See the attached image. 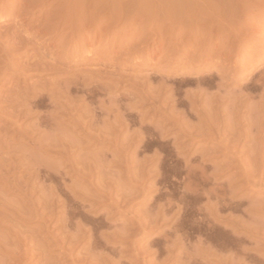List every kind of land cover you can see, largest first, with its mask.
<instances>
[{"label": "rangeland", "instance_id": "374dc122", "mask_svg": "<svg viewBox=\"0 0 264 264\" xmlns=\"http://www.w3.org/2000/svg\"><path fill=\"white\" fill-rule=\"evenodd\" d=\"M15 1L0 3V39L7 41L10 37L9 44L3 41L10 48L14 43V32L19 27L17 16L20 9L26 14L25 18L30 12V20L18 34L15 33L22 39L24 50L12 65L19 72L24 62L40 61L43 68L38 73L28 71L20 76V72L13 70L15 73L10 71L9 75L13 72L14 76H10L8 83L0 81V159L3 160H0L3 166L0 172L13 166L12 174L9 172L11 182L0 180V194L3 193L0 197L4 196L0 200V220L9 216L11 222L7 221L12 223L11 228L6 219L1 222L2 227L0 223V244L8 245L13 255L9 249L2 251L0 248V260H3L0 264L7 261L8 264H76L75 261L77 264H90L91 261L95 264L94 259L98 261L99 256L103 261L100 259L97 263L101 261L102 264H161L167 256L169 260L165 264H185L187 257L194 253L193 245L197 243L198 234L187 240L185 250L181 246L176 247L174 241L177 234L193 232L188 221L198 223L204 218L202 208L206 201L188 205L190 215L182 220L189 225L186 224L184 231H176L179 220V214H174L176 207L168 213L170 219L167 223L156 218V213L159 209H170L169 197L175 195L172 199L177 203L178 198L192 194L193 189L202 191V188H207L201 182V168H205L210 176V183L221 190H231H227V195L233 200V221L245 222L240 225L247 223L246 232L238 228L241 229L239 237L244 233L245 241L237 249L233 246V259H242L241 264H264V237L246 230L253 221L264 225V211L253 209L262 203L264 206V160L261 158V155L264 157V133H257L251 127L256 118L255 108L262 101L261 97L264 99V88H258L256 83L264 77V47L257 53H247L244 63L240 61L235 71L232 67L236 60L233 59L228 66L230 72L218 68L225 63V60H218L221 48L207 51L213 59L206 60L207 55L201 58L200 47L205 48L214 34L221 33L219 27H214L209 29L210 37L207 34L203 36L202 32L209 28L210 23L201 21L198 14L197 21L193 19L198 23L196 26L191 20L185 23L189 11L198 9L203 0H17L16 4ZM253 6L262 7L264 3ZM251 9L252 12L245 11L239 18L247 27L243 32L253 29L264 36V10L255 12L254 8ZM13 10L17 11L15 16L10 14ZM185 11L187 16H184ZM44 26L48 27L39 36L41 42L57 35L59 44L53 49L46 50V46L39 45L38 39L32 36ZM259 39L264 41V38ZM190 40L196 44L189 48L186 42ZM225 43V40L221 42ZM4 53L0 52V63L5 60ZM235 54L226 53L224 58ZM0 67L4 68V64ZM202 94L203 100L212 94H221L229 99H225L222 106L224 120L232 111L229 108L231 99L246 95L249 100V106L241 115L245 134L236 153L221 149L219 151L225 154L202 158L198 149L214 143L186 141L183 137L177 141L183 144L178 152H159L156 155L153 151H142L136 155L129 150L126 154L121 153L119 149L131 137L138 141L142 137L156 139L160 132L179 135V130L172 128V123L168 125L171 122L168 116L180 117L183 123L196 124L200 119L199 110L205 107V102L197 98ZM193 95L198 101H203L199 102L198 109L189 102ZM20 111L24 113L19 118ZM103 138L107 141L101 144ZM50 142L55 145L51 151L45 146L39 150L44 144L49 148ZM230 144L232 147L234 142ZM99 156L101 161L97 164L95 161ZM33 164L36 168L40 164L39 167L51 171L45 169L36 180L32 177L35 173ZM12 176L15 181H12ZM19 177L20 181L21 178L24 180L22 184H31L28 192L31 195L25 196L14 188ZM21 182L19 185L22 186ZM102 184L107 189L113 188L110 194L107 189L103 192L94 188ZM3 185H7L10 194L7 189V195L4 194L6 186ZM97 191L104 196L98 195ZM54 193L57 197L52 203L50 199ZM121 198H126L129 204L118 210L112 199ZM43 199L51 202L46 215L43 209L49 203ZM33 201L40 204L38 216L33 213ZM20 203L25 206H20ZM13 204V208L20 206L18 212L20 210L22 214L16 211L17 208L13 210ZM2 208L6 216L2 215ZM228 213L222 212L221 215ZM147 215H151L153 220L158 219L153 224L155 227L132 233L135 221L144 220ZM124 228L126 232H123ZM234 229L233 238L238 231ZM13 231L18 232L14 234ZM118 232L125 235L119 237ZM61 241L63 246H59ZM162 250L170 251L158 256L157 251ZM89 252L96 254L90 257ZM233 264L237 263L233 260Z\"/></svg>", "mask_w": 264, "mask_h": 264}, {"label": "bare ground", "instance_id": "6f19581e", "mask_svg": "<svg viewBox=\"0 0 264 264\" xmlns=\"http://www.w3.org/2000/svg\"><path fill=\"white\" fill-rule=\"evenodd\" d=\"M4 0H0V3H2ZM17 0L14 2L16 4ZM167 2V1H166ZM165 2V4H166ZM13 3V2H12ZM169 3V2H168ZM264 3V0H203V3L199 6V8L196 10H192V11H189L190 13H188L187 11H185V14L183 13L184 16H187V19L188 21L185 22V23H190V20L193 21L192 23H194V25L196 26V19L198 15H201L198 16V18L203 22L205 21L207 24L210 23V26L207 30L203 29L202 30H205L204 32H202L203 36H205L206 34L210 37V31L209 29H212L214 27H219L220 30H221V33L219 32L218 34H214L213 37H211V42H209V44L203 48V47H200V51H202V54H201V58L203 55H207V59L206 60H210L212 57L211 55H209V53L207 51H212L213 49H216V48H221L222 52L220 53V57H219V61H224L225 63L223 65H218V68L220 70H227L229 71V68L228 66L232 64V60L235 59L236 61H234V67H232L235 71V69L237 68L239 62H243L244 61V58L246 57L247 53H252L253 54V51L255 53H257V51H259V48H263L264 47V41L260 40L259 38H264V36L262 35V33H260V31H254L252 28V30L244 33L243 32V29L244 28H247L244 26V24H242L241 22V19H239L241 16H243V13L245 11H248L250 10L252 12V9L251 8H254L255 12L257 10H260V12L262 10H264V6L262 7H258L256 8L255 6H253L254 4H262ZM35 7V6H34ZM73 7V6H72ZM165 7V6H164ZM195 7V6H194ZM197 7V6H196ZM177 8V7H176ZM256 8V9H255ZM23 9V8H22ZM185 9V8H184ZM187 10H189L190 8H186ZM193 9V8H192ZM165 10V9H164ZM167 10V9H166ZM165 10V11H166ZM171 10V9H170ZM174 10V9H172ZM177 10V9H176ZM74 11V10H73ZM175 11V10H174ZM180 11V10H179ZM25 12V11H24ZM173 12V11H172ZM178 12V11H177ZM183 12V11H182ZM194 12V13H193ZM254 12V11H253ZM28 13V12H27ZM174 13V12H173ZM10 14H13L14 16L17 14V11L16 10H13ZM25 14V13H24ZM23 14V10L21 12V9L19 11V15L17 16V25L19 26L18 28H16V31L14 32V37H12V40H14L11 44V47L9 48L7 46V44H9L8 41L9 38H8V42L5 40H2V43L0 44V52H5L4 54H6V57L4 58V62L1 61L3 64H4V68L3 67H0L2 69L0 70H3V72H0V81H3V82H6L8 83L9 79H10V76L14 74H12L14 71L18 72L17 69L13 67V61L14 59L17 57V55L21 54V52L24 50L22 45H23V42L21 41L22 39H19L18 38V33H19V30L20 29H23L26 22L28 20H30V15L31 13L29 12L27 14V17L25 18ZM172 14V13H171ZM170 14V15H171ZM176 14V13H174ZM194 14V15H193ZM198 14V15H197ZM26 15V14H25ZM173 15V14H172ZM177 15V14H176ZM182 15V14H181ZM180 15V16H181ZM191 15L195 16V17H191ZM179 16V17H180ZM184 16H183V20H184ZM172 17V16H171ZM174 17V16H173ZM193 19H195L196 21H194ZM239 19V20H238ZM182 20V22H184ZM199 20V21H200ZM185 21H186V17H185ZM181 22V23H182ZM191 23V25H192ZM184 24V23H183ZM182 24V25H183ZM16 25V26H17ZM191 25H189L191 28ZM49 26V25H48ZM48 26H44L42 29H38V31L34 32L32 36L35 37V39H38L37 42L39 45H42V46H46V50L47 49H53L55 48L58 44H59V41H57V35L55 37H53V39H49V40H45L44 42H41V39H40V34L43 33V30L44 29H47ZM183 27H186V26H183ZM15 28V27H14ZM187 28V29H189ZM199 28V27H198ZM186 29V28H185ZM30 30V28H29ZM197 30V29H196ZM190 30H187V33H190L188 32ZM193 31V29H192ZM191 31V32H192ZM228 31V33L226 32ZM31 32V31H30ZM198 32V31H196ZM201 32V31H200ZM227 35H226V33ZM2 33V32H1ZM17 33V34H15ZM199 33V32H198ZM8 34V33H7ZM6 36H12V34H8ZM16 35V36H15ZM42 35V34H41ZM196 36V34H194ZM193 35V37H194ZM201 35V34H200ZM191 36V34H190ZM202 36V35H201ZM202 36V37H203ZM206 37V36H205ZM203 37V38H205ZM258 38L257 40L254 38ZM192 38V36H191ZM202 38V39H203ZM208 38V37H207ZM234 38V39H233ZM232 39V40H231ZM189 40V39H188ZM223 40L226 41L225 44H221V42H223ZM6 42L7 44L3 43ZM199 41V40H198ZM204 41V40H203ZM40 42V43H39ZM188 43V47L190 48L193 44H196L195 41L193 42L192 40L186 42ZM198 44V42H197ZM232 44V47L230 46ZM10 46V45H9ZM195 46V45H194ZM8 47V48H7ZM245 47H249L250 50L248 51V48L247 50L245 49ZM261 50V49H260ZM199 51V53H200ZM236 53L235 55H233V57H228V58H224L225 54L227 53ZM3 54V55H4ZM196 55V54H195ZM5 56V55H4ZM3 56V57H4ZM194 57V56H193ZM204 57V56H203ZM248 57V56H247ZM200 58V57H199ZM194 59V58H193ZM213 59V58H212ZM196 60V59H194ZM204 60V59H203ZM202 61V60H201ZM246 61V60H245ZM0 63V64H2ZM200 63V62H199ZM206 63V62H205ZM218 63V62H217ZM244 63V62H243ZM2 64V65H3ZM13 64V65H12ZM0 65V66H2ZM18 68V67H17ZM43 68V65L40 61H29V62H24L22 64V71L19 70L18 74L19 76L30 71V72H40V70H42ZM28 69V70H27ZM238 69V68H237ZM14 70V71H13ZM10 71H13L12 73H10L11 75H9V72ZM230 72V71H229ZM232 72V71H231ZM15 73V72H14ZM263 75V74H262ZM16 76L17 73H16ZM261 78V77H260ZM5 83V84H6ZM258 85V88H264V77H262L258 82H256ZM256 88V87H255ZM264 91V90H263ZM202 93L205 95V93L202 91ZM202 94V95H203ZM200 96V98L197 96L198 99H202L203 100V96ZM194 96V95H193ZM191 96V97H193ZM246 96V95H245ZM243 96V95H239L237 97H234L233 99H231L229 101L230 105H229V108L232 109V111L229 113V117L224 120L222 114H223V111H222V106L226 103L224 102L226 98V96H222L221 94H212L211 97L207 98L206 100H203L205 102V107L203 109H200L199 112H200V119L198 120V122L196 124H191V123H183L181 122V119L180 117H173V116H168L167 118L171 121L170 123L168 122V125L171 123L173 124L172 128L175 129H178L179 130V135H175L173 136L172 135V132H166V133H158L156 139L155 138H140L138 141L136 140L135 137H131L130 140H128L127 144H124L122 145V147L119 149L121 151V153H124L126 154L127 151L129 150H133L134 153L139 154L140 152L142 151H153L154 154H158L159 152H164V153H174V152H178L181 148H183V144H179L177 141H179L178 139L183 137V139L185 138L186 141L188 140H193V141H208V142H212L214 143L213 146L211 145H208V147H204V148H199L198 151L200 153V156L202 158H206V157H210V156H214V157H218V155L220 154H225V152L227 153H236V151L238 150L239 148V143L241 141V139L244 137V134L245 132L243 131V122H242V111L245 107H248L249 106V103H248V99ZM20 97V96H19ZM18 97V98H19ZM197 98L194 96V98H189V102L191 101V104L193 103L194 106H196V108L198 109L199 108V105L201 103H199L200 101L203 102L202 100H197ZM20 99V98H19ZM191 99V100H190ZM229 100V99H227ZM261 102L259 103L258 107L255 108V112L256 113V118H254L255 120L251 123V127L254 128L257 133H264V99L261 97ZM17 101V99H16ZM25 101V100H23ZM20 102V100H19ZM22 103V101H21ZM24 103V102H23ZM22 103V104H23ZM26 103H24L25 105ZM23 105V106H24ZM26 106V105H25ZM26 108V107H25ZM29 108V107H28ZM30 109V108H29ZM193 109V107H192ZM257 109V110H256ZM31 111V110H29ZM253 110H251L252 112ZM23 111H20L18 112V117L20 118L22 115H23ZM160 113V112H159ZM32 114V112H31ZM35 114V113H34ZM37 126V125H36ZM151 128V127H150ZM149 128V129H150ZM147 129V128H146ZM155 129V128H154ZM157 129V128H156ZM161 129V128H160ZM35 130V129H34ZM151 130V129H150ZM1 131V130H0ZM40 131V130H39ZM36 133H37V129H36ZM1 135V133H0ZM7 136V135H6ZM5 136V137H6ZM3 137V136H2ZM61 138V136H60ZM4 139V138H3ZM48 139V138H47ZM56 139V138H55ZM107 139H104L103 140H100V143H104L106 142ZM54 142V141H53ZM56 142V141H55ZM173 142V144H172ZM228 142V143H227ZM230 142H234V144L232 145V147H229V144ZM45 143V142H43ZM48 142H46V145ZM51 143V142H50ZM114 143V142H113ZM116 143V142H115ZM178 143V144H177ZM42 144V143H41ZM45 144L44 145H40V149L43 148V146H45L47 149H50V151L52 150V148L55 147L52 146V143L51 145L49 146H46ZM57 145L56 144V148H57ZM178 145V146H177ZM231 145V144H230ZM23 146V145H22ZM42 146V148H41ZM117 147V145H116ZM23 148V147H21ZM46 148H44V150H47ZM224 150L225 152L223 153V151H219V150ZM25 150V148H24ZM27 150V149H26ZM54 150V149H53ZM222 152V153H221ZM261 158H262V161L264 160V157L261 155ZM2 160V158L0 159ZM3 161V160H2ZM98 161V162H97ZM97 161H95L97 164H99V162L101 161V157L99 156V158H97ZM1 162V161H0ZM15 162V161H14ZM2 163V162H1ZM13 163V162H12ZM11 163V164H12ZM6 165V164H5ZM10 165V164H9ZM34 165V164H33ZM40 165V164H39ZM39 165L37 164V168H36V165L35 166V170L33 169L32 167V170H33V173H34V176L33 173H29L31 174L32 177H36V180H39L40 177H41V174L43 173V171L45 172V169L50 172L51 170L47 169V168H41L39 167ZM42 165V164H41ZM1 167V165H0ZM3 167V166H2ZM2 167L0 168L2 170ZM6 167V166H5ZM13 166H8V168H3V173L2 171L0 172V180L2 181V179H4V181H9V183L11 182V176L10 174H12L11 172L13 171V168H11ZM29 167L30 164H29ZM11 168V169H10ZM9 169V170H8ZM10 170H12L10 172ZM14 170H15V166H14ZM10 172V174H9ZM55 172V171H54ZM16 175V174H15ZM14 175V176H15ZM201 182H203V185L205 184V186H207V188L205 187L204 189L202 188L200 190H198L197 188L193 189L192 190V194H187V196L185 197H180L178 198V201L177 203L174 202V200L169 197L167 199L168 201V204L170 205V209L169 210H166V211H163L161 209H159V211L155 214L156 215V218H159V219H164V223H167L168 220L170 219L169 217V212H173L174 208L176 207L177 210L174 212V214H179V220L177 221L176 223V231H184V229L187 227L186 226V222L182 219H186L187 216L190 215V210L188 208V205H191V204H194V203H198L200 202L201 200H205L206 203H205V209H203V212L204 213V218L200 220V222L197 223V221H193L194 223H192V221H188L190 222V227H192L191 229H193V232H184V233H181V234H177L176 235V239L174 241V245L176 247L178 246H181L182 250H185V243L187 242V240L189 241V239L192 237V235L194 234L196 236L197 235V243L196 245H193L194 247V253L189 255L187 257V259L185 260V264H200L201 262H206L207 264L210 263V261H214L216 262V264H233V260L237 263V264H241L242 263V259H239L237 256L236 259H233V246L239 248L240 245L243 241H245L244 237L245 236H242L239 237L240 233H239V230L241 229H238V228H245V225L247 224H244V225H240V223L242 221L239 222H236V221H233V200H232V197H229L227 194H228V191L230 192L231 190L228 188L227 190L224 189V190H221L219 188V186L213 184V183H210V176L207 175V173L205 172V168H201ZM12 176V181H13V177ZM30 176V175H29ZM53 176V175H52ZM17 177V176H16ZM51 177V175H50ZM56 177V176H55ZM54 178V177H52ZM31 179V178H30ZM15 181V179H14ZM21 181H22V178H21ZM20 181V177H19V182ZM24 181V180H23ZM22 181V182H23ZM25 181H29L28 180H25ZM16 182L17 181V178H16ZM19 182L18 184L16 185H13L15 184V182L12 184L13 186H16L14 188H17L18 191H20L22 194H24L25 196H28V192H30L31 190L29 189L31 184L29 185V182H25L26 184H22V182L19 185ZM8 183V182H7ZM24 183V182H23ZM1 184V183H0ZM24 185V187H23ZM4 186V185H3ZM2 186V187H3ZM6 188H4V191L5 189H7V185H5ZM4 186V187H5ZM12 186V187H13ZM262 186V185H261ZM9 187V186H8ZM204 187V186H203ZM263 187V186H262ZM1 188V187H0ZM54 188L51 186V189ZM95 189H101L100 191H103L105 192V190L107 189V187L102 186L101 185H95L94 186ZM264 188V187H263ZM33 189V188H32ZM113 188H108L107 192H109L108 194L111 193ZM30 190V191H29ZM35 190V189H34ZM3 191V190H2ZM9 190L7 189V192ZM55 191V189L53 190ZM52 191V192H53ZM6 192V191H5ZM7 192L4 193L7 195ZM2 193V192H1ZM11 192L9 191L8 194H10ZM33 193V192H31ZM98 195L100 196H104V194H101L97 191ZM3 194V193H2ZM0 194V195H2ZM57 194V192H56ZM54 193V195L52 194V198L50 199L52 203L56 202V195ZM84 194V193H83ZM174 194V193H173ZM5 195V196H6ZM31 195V194H30ZM228 197H227V196ZM1 197H4V196H1ZM1 197H0V200H1ZM110 198H112V195H109ZM6 199V198H5ZM177 199V198H176ZM4 200V199H2ZM31 200V199H30ZM113 202H114V206L116 207V209L120 210L122 208L123 205H128V200L126 198H121L120 200H114L112 199ZM6 201V200H5ZM41 201V200H40ZM43 201H45L43 199ZM42 201V202H43ZM16 202L18 201H15V204H17ZM22 202V201H21ZM36 202V201H35ZM34 201L32 202L33 203V207L35 206V209L33 211L34 214H36V216H38V211H37V208L38 210H40V207L38 205V203H35ZM46 203L48 202L45 201ZM50 201L48 202L49 204H45V203H42L41 205L45 204L47 206L44 207L43 211L44 213L46 212V210H50V207L49 205H51ZM8 203V202H6ZM12 204V203H11ZM21 204V203H20ZM3 205V204H2ZM10 205V204H9ZM54 205V204H53ZM52 205V206H53ZM8 206V205H6ZM15 205L13 204V206H11L12 208L14 207ZM20 206H25L23 204H21ZM19 207H15L17 208V210L15 208H13V210H16L18 212V208ZM5 207V206H4ZM10 207V208H11ZM47 207V209H45ZM9 208V209H10ZM22 208H25V207H22ZM27 208V207H26ZM29 208V207H28ZM256 209L258 211H264V206H263V203L260 205H255L253 206V209ZM3 209V208H2ZM5 209L8 210V208L5 207ZM3 209V213H4V210ZM27 210V209H26ZM25 210V211H26ZM52 210V209H51ZM2 211V210H1ZM24 211V210H23ZM30 211V210H29ZM28 211V212H29ZM32 211V210H31ZM31 211L29 212L31 214ZM202 211V210H200ZM17 212H14L15 215H18L16 214ZM19 212L22 214V212L19 210ZM18 212V213H19ZM52 212V211H51ZM222 212H229L227 215H221ZM10 213V212H9ZM26 213V212H24ZM27 213V214H29ZM201 213V212H200ZM201 213V214H202ZM8 214V213H7ZM2 215H5L6 216V213L2 214ZM10 215V214H9ZM13 215V214H12ZM32 215V214H31ZM30 215V216H31ZM46 215V213H45ZM29 216V217H30ZM33 216V215H32ZM35 216V217H36ZM48 216V215H47ZM50 216V215H49ZM1 217V216H0ZM14 218V216H12ZM20 217V216H19ZM34 217V218H35ZM52 217V216H51ZM9 218V216H6V218L3 216L2 219L0 220V223H4L3 221H7V219ZM18 218V216L16 217ZM188 218V217H187ZM4 219V220H3ZM20 219V218H19ZM22 219V217H21ZM9 220V219H8ZM11 222V219L9 220ZM9 221H7V224L8 226H10L9 228H11V225L12 223H8ZM14 221V220H13ZM158 219H154L153 220V217L151 215H147L145 216L144 220H137L135 221V225H134V228L132 229V233L135 232V230H138V232H144V230L150 228L151 226H154L153 224H155V222H157ZM199 221V220H198ZM239 221V220H238ZM2 223H1V227H2ZM6 223V222H5ZM242 223H245V222H242ZM7 224H4V225H7ZM15 225V224H14ZM13 225V226H14ZM189 225V224H187ZM7 226V227H8ZM6 227V228H7ZM18 228H20V231L21 230V227H19L17 225ZM155 227V226H154ZM152 227V228H154ZM189 227V226H188ZM233 227H235V229H238V231H235V235L236 237L234 236L233 238ZM17 228V229H18ZM4 229V228H3ZM234 229V230H235ZM82 230V229H80ZM88 230V229H86ZM246 230L249 231L251 234L253 235H256V236H261V237H264V225H262L261 223H258V222H255L253 221V223H250L248 224V226L246 227ZM12 231V230H11ZM11 231L9 233H11ZM90 231V230H89ZM88 231V232H89ZM126 232L127 230L124 228L123 229V232ZM191 231V230H190ZM245 231V230H244ZM14 234L16 231H13ZM12 232V234H13ZM18 232V231H17ZM16 232V233H17ZM91 232V231H90ZM137 232V231H136ZM246 232V231H245ZM196 233V234H195ZM20 234V233H19ZM17 234V235H19ZM24 234V232H23ZM26 234V232H25ZM34 234V233H33ZM37 234V233H36ZM67 234V233H66ZM117 234V233H116ZM17 235H15L17 237ZM38 235V234H37ZM82 235H83V232H82ZM118 235L119 237H122L123 235H125L124 233L121 234L118 232ZM140 235V234H138ZM245 235V234H244ZM32 236V235H31ZM30 236V239L32 238ZM39 236V235H38ZM68 236V235H67ZM70 236V235H69ZM68 236V237H69ZM72 236V235H71ZM86 236V235H84ZM84 236H82L84 238ZM20 237V236H19ZM35 237V236H34ZM37 237V236H36ZM75 237V236H72V238ZM92 237V236H91ZM23 238V237H22ZM21 238V239H22ZM26 238V237H25ZM29 238V237H27ZM54 238V237H53ZM70 238V239H72ZM87 238V237H85ZM166 237H164L165 239ZM7 239V238H6ZM29 239V240H30ZM38 239V238H37ZM64 239V238H63ZM67 239V238H66ZM75 239V238H74ZM262 239V238H261ZM17 240V239H16ZM20 240V239H19ZM19 240H17L19 242ZM73 240V239H72ZM0 241H2L0 239ZM57 241V240H56ZM21 242V240H20ZM32 242V241H31ZM65 242V241H64ZM70 242V241H69ZM68 242V243H69ZM76 242V241H75ZM74 242V244H75ZM165 242L168 243V239L166 238L165 239ZM24 243V242H23ZM29 243V242H28ZM59 243V242H58ZM3 244V245H2ZM26 244V243H25ZM24 244V245H25ZM36 244V242H35ZM61 244H62V241H61ZM72 244V243H71ZM2 245V246H1ZM29 245V244H28ZM73 245V244H72ZM76 245V244H75ZM0 248H2L1 250H5L7 248L8 251H10L12 253V249L10 250V247L8 248L6 245H4V243L1 242L0 244ZM6 246V247H5ZM15 246V245H14ZM17 246V245H16ZM59 246H63L62 245H59ZM69 246V245H68ZM12 247V246H11ZM29 247V246H28ZM36 247V246H35ZM169 247V246H168ZM73 248V247H72ZM71 248V249H72ZM14 249V248H13ZM16 249V247H15ZM17 252V250H15ZM26 249H27V245H26ZM63 249V248H62ZM74 249V248H73ZM6 250V251H7ZM29 250V249H28ZM26 250V251H28ZM33 249H31L32 251ZM70 250V249H69ZM2 251H0V253H2ZM5 251V252H6ZM65 251V250H64ZM73 251V250H72ZM94 251V250H93ZM170 250H162L161 251H157L158 253V256H160L162 253H169ZM35 252V251H33ZM70 252V251H69ZM68 252V253H69ZM15 253V252H14ZM21 253V252H20ZM26 253V252H25ZM39 253V252H38ZM37 253V254H38ZM52 253V252H51ZM71 253V252H70ZM95 253V252H94ZM43 254V253H42ZM40 253V255H42ZM49 254V253H47ZM89 255L88 256H92L95 254L89 252L88 253ZM2 255V254H1ZM13 255V253H12ZM27 255V254H26ZM29 255V254H28ZM101 255V254H100ZM85 256V255H84ZM83 256V257H84ZM87 256V254H86ZM98 256V254H97ZM2 257V256H1ZM0 257V259H1ZM15 257V256H14ZM46 257V256H45ZM52 257V256H51ZM101 256H99L98 258V261L102 258H100ZM11 258V257H10ZM20 258V257H19ZM22 258V257H21ZM39 258V257H38ZM71 258H73L71 256ZM85 258V257H84ZM89 258V257H88ZM105 258V257H104ZM103 258V259H104ZM4 259V258H3ZM18 259V258H17ZM23 259V258H22ZM75 259V258H74ZM21 260V259H20ZM42 260H43V257H42ZM48 260V259H47ZM73 260V259H72ZM91 260V258H90ZM89 260V261H90ZM95 260V261H94ZM93 261L96 262L95 264H99L97 263L98 261H96L97 259H94ZM169 260V256L165 257L161 264H165L167 261ZM260 260V259H259ZM258 260V261H259ZM3 262V260H0ZM19 261V259H18ZM22 261V260H21ZM27 261V260H26ZM46 261V260H45ZM58 261V260H57ZM80 261V260H79ZM84 261V260H83ZM88 261V262H89ZM0 262V263H2ZM25 262V261H23ZM21 262V263H23ZM30 262V261H29ZM85 262V261H84ZM93 262V263H94ZM5 263V262H4ZM3 263V264H4ZM9 262L7 261L6 264H8ZM75 263L77 264V262L75 261ZM82 263V262H81ZM87 263V262H86ZM105 263V262H104ZM43 264V263H42ZM47 264H51V262H48ZM55 264H58L57 262ZM59 264H62V263H59ZM68 264V263H67ZM72 264V263H71ZM74 264V263H73ZM79 264V263H78ZM84 264V263H83ZM89 264V263H88ZM90 264H92V261L90 262ZM102 264V262H101Z\"/></svg>", "mask_w": 264, "mask_h": 264}]
</instances>
